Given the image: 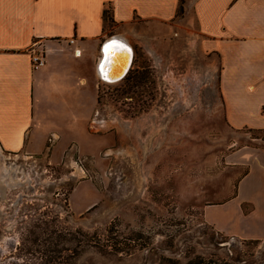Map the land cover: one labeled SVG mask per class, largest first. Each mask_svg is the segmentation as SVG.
<instances>
[{
    "label": "rangeland",
    "instance_id": "rangeland-1",
    "mask_svg": "<svg viewBox=\"0 0 264 264\" xmlns=\"http://www.w3.org/2000/svg\"><path fill=\"white\" fill-rule=\"evenodd\" d=\"M183 10L162 36L135 29L130 78L100 81L94 118L107 126L89 124L84 150L73 141L8 160L28 182L0 194V264L264 253V240L223 235L205 221V206L228 198L245 172L229 156L264 145V130L228 124L218 69L208 72Z\"/></svg>",
    "mask_w": 264,
    "mask_h": 264
},
{
    "label": "crops",
    "instance_id": "crops-1",
    "mask_svg": "<svg viewBox=\"0 0 264 264\" xmlns=\"http://www.w3.org/2000/svg\"><path fill=\"white\" fill-rule=\"evenodd\" d=\"M181 4L208 72L218 69L228 124L264 130V0H0L1 151L55 153L73 141L84 150L89 124L103 122L94 117L104 43L123 37L135 53V29L166 34ZM33 49L45 52L42 66H33ZM229 160L245 172L228 198L205 206V221L223 235L264 240V145Z\"/></svg>",
    "mask_w": 264,
    "mask_h": 264
},
{
    "label": "bare ground",
    "instance_id": "bare-ground-1",
    "mask_svg": "<svg viewBox=\"0 0 264 264\" xmlns=\"http://www.w3.org/2000/svg\"><path fill=\"white\" fill-rule=\"evenodd\" d=\"M112 39L117 40V41H121L123 43L120 45H118V44L117 45H111L112 43H110L109 45H107L105 47V52H104V49H102V55H101L100 61L98 63V68H99V64L101 63V61L104 57V60L102 62V66H101V70L111 80H118V78H120L122 76L125 68L123 67L119 72L118 71L113 72V71H111V69H113V67H115L117 65L119 67L124 66L126 63V58L129 59V57H130L129 53H131V52H132L133 61H134L135 53H134L132 46L123 37H110L108 39V41H110ZM113 53H115L114 56H112ZM127 55H128V57H127ZM132 65H133V62L131 64V67H132ZM103 81L108 82L106 80H103ZM109 83H115V82L111 81ZM98 123H102L100 125L106 124L104 121L98 122ZM8 160H9V158L0 149V194H3V195H5L6 192L8 190H10L12 187L17 186L19 184H22L24 181L28 182V179H26L24 181L22 180V183H21V179L16 175L17 171H19V169L17 167H15L14 165L9 164Z\"/></svg>",
    "mask_w": 264,
    "mask_h": 264
},
{
    "label": "trees",
    "instance_id": "trees-1",
    "mask_svg": "<svg viewBox=\"0 0 264 264\" xmlns=\"http://www.w3.org/2000/svg\"><path fill=\"white\" fill-rule=\"evenodd\" d=\"M106 12L107 10H105V13ZM130 72L131 71H129L123 79H129ZM155 264H264V253L256 255L255 253L247 254L244 250H242V248H238V250H236L233 247V249L231 248L227 256L224 258L196 255L194 257L190 256L182 259L176 255H171L169 257L161 258Z\"/></svg>",
    "mask_w": 264,
    "mask_h": 264
},
{
    "label": "water",
    "instance_id": "water-1",
    "mask_svg": "<svg viewBox=\"0 0 264 264\" xmlns=\"http://www.w3.org/2000/svg\"><path fill=\"white\" fill-rule=\"evenodd\" d=\"M114 37H116V36H114ZM114 42V43H113ZM110 43H112L111 45H120V44H122L123 42H121V41H117V40H110V41H106L105 43H104V45H103V49H104V52H105V47L107 46V45H109ZM133 48V47H132ZM115 52V51H114ZM130 54V57H129V59H127L126 58V63H125V65L124 66H115V67H113V69H111V71H113V72H116V71H120L123 67L125 68L124 69V72H123V74H122V76L120 77V78H118V80H111L110 78H108L105 74H104V72L101 70V66H102V62H103V60H104V57H103V59H102V61H101V63L99 64V73H100V76H101V78L103 79V80H106V81H108V82H111V81H113V82H117V81H119V80H121L122 78H124L126 75H127V73L129 72V70H130V68H131V64H132V62H133V55H132V52L131 53H129ZM115 55V53H113L112 54V56H114ZM127 57H128V55H127Z\"/></svg>",
    "mask_w": 264,
    "mask_h": 264
},
{
    "label": "built area",
    "instance_id": "built-area-1",
    "mask_svg": "<svg viewBox=\"0 0 264 264\" xmlns=\"http://www.w3.org/2000/svg\"><path fill=\"white\" fill-rule=\"evenodd\" d=\"M79 54V51L77 52ZM45 52L38 49H33L32 62L34 67L42 66L45 63Z\"/></svg>",
    "mask_w": 264,
    "mask_h": 264
}]
</instances>
